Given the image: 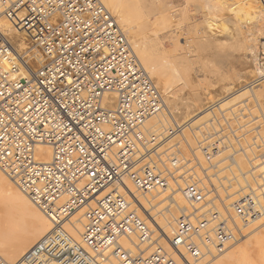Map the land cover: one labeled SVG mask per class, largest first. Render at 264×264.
Wrapping results in <instances>:
<instances>
[{
  "label": "built area",
  "instance_id": "obj_1",
  "mask_svg": "<svg viewBox=\"0 0 264 264\" xmlns=\"http://www.w3.org/2000/svg\"><path fill=\"white\" fill-rule=\"evenodd\" d=\"M2 18L18 22L41 64L31 69L0 30V172L52 223L18 264H199L264 219L263 190L241 189L227 203L207 175L219 168L212 156H224L226 169H239L236 157L248 161L259 119L247 104L210 107L193 150L189 121L155 122L163 96L101 0H0ZM40 146L50 149L48 162ZM125 181L144 196H182L167 247L137 213ZM0 264L9 263L0 256Z\"/></svg>",
  "mask_w": 264,
  "mask_h": 264
},
{
  "label": "rangeland",
  "instance_id": "obj_2",
  "mask_svg": "<svg viewBox=\"0 0 264 264\" xmlns=\"http://www.w3.org/2000/svg\"><path fill=\"white\" fill-rule=\"evenodd\" d=\"M117 1L126 14L128 23L136 31L141 46L147 48L153 56V65L157 69V74L151 81L157 84L164 104L166 99L173 102L171 104L173 112H183L188 103L201 106L202 112L196 117L190 115L182 119L181 117L172 118L166 105L163 116L155 122L158 125L168 126L172 120L179 123L189 121L193 125L185 133V139L194 150L193 135L210 118V114L206 116L211 110L210 107L228 103L223 107L226 109L247 104L251 109V118L259 119V124L256 123L252 127L253 133L250 138L252 150L248 153L249 162L239 156L235 159L242 164L241 169H236L233 165L231 169H226L227 163L221 165L224 163V156L217 158L212 156L213 164L219 165V168L216 176L215 167L207 175L211 176L212 184L214 187L216 185L221 199L227 203L237 200L240 193H243L241 189L251 187L257 191H264V19L258 22L252 19L249 8L255 6L262 7L263 10L264 0ZM4 21L3 18L0 19V30L7 36L9 32L3 28ZM118 24L121 25L120 22ZM120 28L122 30V27ZM13 32L16 34L12 36L15 40L8 36L16 50V46L20 43L17 39L21 35L22 38L24 37L21 50H17L19 55L22 53V58L29 60L28 54H38L26 34L19 30V35L16 30ZM29 63H31L29 65L31 69H36L41 64L39 59H30ZM199 117L203 118L195 124ZM259 127L262 129L260 134ZM194 160L198 166L208 169L209 166L200 153H197V158ZM0 174L4 175L2 172ZM3 177L9 180L5 175ZM131 191L145 197L136 192L133 187ZM172 193L146 195V197H155L153 201L159 202ZM179 197L181 198L180 194ZM181 201L182 204L177 203V205L184 208L186 205L182 198ZM31 209L25 210L16 206L6 209L4 199L1 197L0 226L5 227L6 225L3 226L4 218H10L23 229L33 230L37 221L32 213L34 210ZM170 209L169 202L163 201L150 211L147 210L145 217L155 214L161 220L163 216L170 217L168 212ZM170 211L178 218L179 211L176 212V207ZM77 216L74 220H77V225H80L78 221L80 215ZM156 228L155 239L160 245L166 247L168 239L161 236V230L157 226ZM230 245L222 254L214 256V258L217 257L218 262L227 264L224 262H227L225 253L229 252L232 255L241 256L239 264H264V219L242 229V235ZM142 249L145 253L147 252L146 254L152 250L146 246ZM211 259L213 257L206 258L200 264H208ZM111 262L117 264L114 260Z\"/></svg>",
  "mask_w": 264,
  "mask_h": 264
},
{
  "label": "bare ground",
  "instance_id": "obj_3",
  "mask_svg": "<svg viewBox=\"0 0 264 264\" xmlns=\"http://www.w3.org/2000/svg\"><path fill=\"white\" fill-rule=\"evenodd\" d=\"M101 2L113 14V16L115 17L117 23L118 22L121 23V25L119 27H122V31L124 32L126 38L128 39L134 55L136 56L137 60L141 64L142 68L144 69V71L147 73L148 77L151 80L153 78V76L155 74H157V69L153 65V56H152L151 52L147 48L141 46L140 41L138 40L139 37H138L136 31L133 29V27L130 26L131 24L128 23V20L126 19V16H125L126 14H124V12H123V10L121 8V5L118 3L117 0H101ZM249 8H250L251 13H252L251 14L252 15V19L256 20L257 22L259 20H263L264 19V9L262 10V7L250 6ZM3 23H5V25H3V28L9 32L8 35H10L11 39H13L12 36L16 35V34H13L14 30H16L17 33H18L17 35H19L18 26L15 27V25H18V24H16L15 21L14 22L4 21ZM243 32H245V30ZM21 34L22 33H20V35ZM243 35H245V34H243ZM21 36H19L20 38L17 39L20 42L16 46L17 50L18 49L21 50V48H22V46L24 44L23 43V38L24 37L22 38ZM16 37H18V36H16ZM13 40H15V39H13ZM14 48H15V46H14ZM32 49H33V47H32ZM35 55L36 54H31V55L28 54L27 56H28V58L30 60V59H33L35 57ZM34 60H38V58H36ZM39 63H40V61H39ZM30 64L31 63H29V65ZM155 86L157 87V84H155ZM172 103L173 102H171L169 99H166L165 106L167 105V108L169 109L168 113H170L172 118H175V117L180 118L181 117L182 119H185V118L189 117L190 115H193V117L194 116L196 117L197 114H200L202 112V111H200L201 110L200 109L201 106H197V104H191V103L186 104L185 110H183V112H178V111L173 112L171 110L172 109L171 108V106H172L171 104ZM227 104L228 103H223L222 105H217V107L222 110V109H225L223 107L225 105H227ZM229 108H226V109H229ZM208 115L209 114H206V116H208ZM203 117H199V119L195 122V124L200 119H202ZM38 153L40 155H44L45 156L44 157V159H45L44 161L45 162L49 161L51 152H50V149L48 147H45V146L38 147ZM241 165L242 164L240 162H237V167L239 169H241ZM3 176L0 174V196L2 197V199H4V207L6 209H9V208H12V207L16 206V207H19V208H22V209H25V210H32L31 208H33L34 211H32V213H33L34 218L37 221L34 229L31 230V231H27V230L23 229L22 227L18 226L10 218H7V219L4 218L5 219L4 220V225L3 224L2 225L3 226L6 225L5 227L0 226V256L7 263L18 264L33 249V247L38 243V241H40L46 234H48L52 230V223H51L50 219L48 217H46L42 212L37 211L36 209H34L35 207H33L31 202L29 201V199L24 194H22V192H20V190L15 186V184H13V182L5 179ZM125 185H126V188L128 190V193H129V195L131 197V203L136 206V211L139 214V216L144 218V220L148 219V221H146V222L150 226L151 230L154 233L157 232V228H156V226H157L158 229L161 230V236H163L166 239H169L171 237V234H172V231H173V228H174V225H175V220L177 219V216L173 215V212H171L170 210H172L173 207H176V212L177 211H179V212L181 211L182 207L178 206V205L182 204L181 203L182 202L181 201L182 196L180 195L181 198L179 197L180 193L177 190H173L172 191L173 193L171 192L172 193L171 195H168L165 198H163L162 200H160L159 202H156L155 200L153 201V198H155V197H152V198H149V197H146V196L145 197H141V196L135 194L134 191H131L132 185H131L130 182L125 181ZM174 193H176V194L173 197ZM163 201H168L169 205H171V209L168 210L170 217H168L166 215L165 217L163 216V219H161V220L158 219L155 214H152V216L149 215V217H145V212L147 213L148 211H150L151 209L155 208L158 204H160ZM177 203H178V205H177ZM164 204H165V202L163 203V205ZM184 204H185V202H184ZM147 206H149L150 208H148ZM79 213H81V214H79ZM78 214L80 215L79 220H78L80 225H77V220H74V218ZM75 217L72 219V222L74 223V230L72 232V235H73V238L76 240V239H78V235L81 232L82 211H79L78 213H76ZM151 218H152V220H151ZM168 220L170 221L169 223H168ZM27 225H28V223H27ZM169 230H170V233H169ZM225 254H227V262L224 261L225 263H227V264H231V263L232 264H239V262L241 260L240 259L241 256L232 255L229 252L225 253ZM216 258L217 257H215V258L213 257V259H211V261H209L208 264H210V262H213L211 264H223L222 262L221 263L218 262V259H216ZM109 264H115V263L110 261Z\"/></svg>",
  "mask_w": 264,
  "mask_h": 264
}]
</instances>
